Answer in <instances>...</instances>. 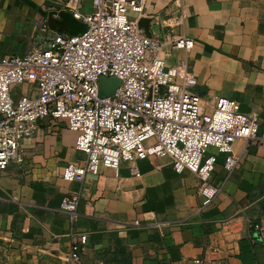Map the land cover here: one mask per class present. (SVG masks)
<instances>
[{
  "label": "crops",
  "instance_id": "obj_1",
  "mask_svg": "<svg viewBox=\"0 0 264 264\" xmlns=\"http://www.w3.org/2000/svg\"><path fill=\"white\" fill-rule=\"evenodd\" d=\"M65 3L90 7L89 0H0V54L23 53L42 17L61 33L79 34L84 25ZM181 10L182 25L163 24ZM129 15L147 36L190 37L187 51L164 49L166 64L186 59L205 100H234L264 126V0H144L142 13ZM75 137L65 119H41L20 141L22 162L0 170V264H66L71 226L88 234L80 264H264L262 146L235 140L239 165L231 171L210 148L216 160L208 183L220 190L203 204L197 175L175 171L166 157L123 162L118 176L102 167L83 181L64 180V164L82 162ZM65 194L79 196L73 225L59 207Z\"/></svg>",
  "mask_w": 264,
  "mask_h": 264
},
{
  "label": "built area",
  "instance_id": "obj_2",
  "mask_svg": "<svg viewBox=\"0 0 264 264\" xmlns=\"http://www.w3.org/2000/svg\"><path fill=\"white\" fill-rule=\"evenodd\" d=\"M89 1L85 12L64 5L83 23L79 34L61 33L42 17L23 53L0 54V170L22 162L20 141L35 132L39 120L63 118L76 132L74 149L83 154L81 163L64 164V180L83 181L102 167L118 176L123 162L166 157L175 171L189 169L197 175L202 203H209L220 190L208 183L216 160L209 149L223 154V166L231 171L239 165L233 142L243 139L264 148V126L255 112H241L234 100L220 95L205 100L186 59L166 64V47L187 51L194 42L184 34L145 35L129 15L142 13L144 0ZM184 16L181 10L162 22L182 25ZM101 75L119 79L112 95L99 94ZM19 84L31 89L14 96ZM130 169L138 175L134 165ZM78 198L65 194L60 200L71 225ZM249 225L260 230L259 223ZM68 234L66 264H80L88 234L73 226Z\"/></svg>",
  "mask_w": 264,
  "mask_h": 264
},
{
  "label": "rangeland",
  "instance_id": "obj_3",
  "mask_svg": "<svg viewBox=\"0 0 264 264\" xmlns=\"http://www.w3.org/2000/svg\"><path fill=\"white\" fill-rule=\"evenodd\" d=\"M119 83H120L119 79L113 75H101L98 79L99 94L102 96L112 95L114 93L115 88L119 85ZM19 85H17V88L13 91L14 96H18L19 94L24 92L23 89H20Z\"/></svg>",
  "mask_w": 264,
  "mask_h": 264
}]
</instances>
